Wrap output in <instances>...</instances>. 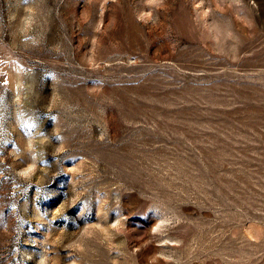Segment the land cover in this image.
<instances>
[{
  "label": "rangeland",
  "instance_id": "rangeland-1",
  "mask_svg": "<svg viewBox=\"0 0 264 264\" xmlns=\"http://www.w3.org/2000/svg\"><path fill=\"white\" fill-rule=\"evenodd\" d=\"M0 264H264V0H0Z\"/></svg>",
  "mask_w": 264,
  "mask_h": 264
}]
</instances>
